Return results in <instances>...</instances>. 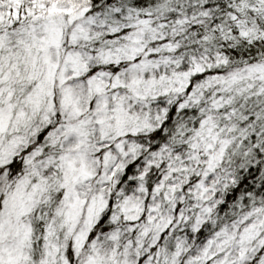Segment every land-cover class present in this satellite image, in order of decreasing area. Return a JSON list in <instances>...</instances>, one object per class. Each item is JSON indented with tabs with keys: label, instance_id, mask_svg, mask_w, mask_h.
Wrapping results in <instances>:
<instances>
[{
	"label": "snow or ice",
	"instance_id": "1",
	"mask_svg": "<svg viewBox=\"0 0 264 264\" xmlns=\"http://www.w3.org/2000/svg\"><path fill=\"white\" fill-rule=\"evenodd\" d=\"M0 264H264V0H0Z\"/></svg>",
	"mask_w": 264,
	"mask_h": 264
}]
</instances>
